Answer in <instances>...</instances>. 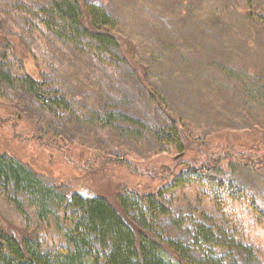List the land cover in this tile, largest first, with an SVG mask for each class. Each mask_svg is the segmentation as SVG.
I'll return each instance as SVG.
<instances>
[{"label":"trees","instance_id":"1","mask_svg":"<svg viewBox=\"0 0 264 264\" xmlns=\"http://www.w3.org/2000/svg\"><path fill=\"white\" fill-rule=\"evenodd\" d=\"M232 12L241 16L242 26L233 28L241 51L239 55L221 52L215 58L222 77L219 84L223 90L244 95L247 109L264 113V0H244L243 8ZM0 23L13 31L4 33L2 39L7 43L0 45V131L9 129L12 140L39 134L47 144L40 142L33 150L44 153L49 145L60 152L64 146L55 142L49 128L73 120L93 127V132L115 135L117 144L126 141L132 148L135 143V152L146 160V151L172 150L183 155L182 161L162 164L153 172L156 182L151 189L119 192L111 201L99 195L82 196L78 191L65 194L0 149V187L20 197L15 210L26 227L18 230L0 216V264H99V260L100 264H196L187 258L186 247L165 240L156 230L162 217L188 229L193 245L206 254H225L232 248L243 253V264L261 261L263 251L247 238L250 232L264 229V193L254 190L256 185H249L243 174L249 173L235 165L240 161L248 172L264 173V155L247 154L242 148L220 155L205 137L192 138V131L147 80L133 56L132 44L103 6L85 0H0ZM90 61L102 66L98 70L102 76L120 77L125 69L133 71L146 100L137 94L127 96L121 89L95 96L92 104L83 105L73 88L77 90L76 82L88 76L80 74V68L87 69L84 63ZM28 108L35 111L29 113ZM20 114L22 128L17 119ZM111 147L120 150L110 149L116 156L126 154L121 152L123 147ZM189 149L197 155L186 159ZM92 156L99 159L98 152ZM78 174L77 181L87 175ZM190 185L210 202L216 216L202 209L201 221L182 223L173 214L171 201L167 206L162 203L171 189ZM15 195L8 198L15 200ZM51 227L60 231L58 245L45 248L40 236Z\"/></svg>","mask_w":264,"mask_h":264},{"label":"rangeland","instance_id":"2","mask_svg":"<svg viewBox=\"0 0 264 264\" xmlns=\"http://www.w3.org/2000/svg\"><path fill=\"white\" fill-rule=\"evenodd\" d=\"M85 1L103 6L113 16L121 35L132 44L133 56L139 68H142L147 80L165 99L171 111L192 131L194 134L192 138L196 140L202 139L201 136L205 137L220 155L228 149L239 152L241 148L245 149L247 154L264 155V113L247 109L244 95L221 89L219 80L222 77L215 67L219 63L215 58L221 52L227 55H239L241 51L240 44L235 42L237 37L233 29L242 26L241 16H237V12L234 13L232 10L243 8L244 0ZM230 25H232L231 30ZM11 32L13 31L7 29L5 23H0V45L4 33ZM20 44H23L21 38ZM249 45L254 46L253 43ZM224 46L225 50H223ZM20 55L22 56V49ZM211 60L214 62H210ZM21 63L25 64L23 56ZM88 64L84 63L87 69L76 67L82 70L80 74L84 72L88 76L83 78L84 81L80 79L76 82L77 90L73 88L75 98L83 105L85 102L92 104L91 101L95 96L121 89L127 91V96L135 97L137 94L141 99L146 100L135 73L130 69L122 71L120 76L123 77L122 80L112 75H99L98 70L102 66L91 61ZM221 64L225 63L221 62ZM210 76H215L218 81L212 80ZM232 100L236 103L232 104ZM26 105L28 107L27 103ZM34 111L33 108L29 109V113ZM24 118L27 121L25 115ZM17 119L22 128V115L20 114ZM62 123H54L49 128L55 135V142H60L62 147L64 146L60 152L48 145L49 151L46 150L45 154L39 153L33 149H36L38 144H47L39 134L25 140H12L9 129L0 131V149L19 158L38 172L43 179L58 186L65 194L78 191L82 196L99 195L111 201L119 192L128 190L145 192L151 189L156 182L152 174L159 170L160 165H173L174 162L183 159V155L166 150L167 153L146 151L145 155H148L146 160L135 152L137 149L135 143L132 144V148L126 141H117V144L115 135L108 134L105 130L93 132L90 129L93 127L85 123L73 122V120H64ZM113 144L119 148L123 147L124 150L121 152L126 154L114 155L110 149L120 150L112 148ZM60 147L59 144L58 148ZM95 152L99 153V159L93 158L92 153ZM193 155L196 156L197 153L189 149L185 157L187 159V156ZM108 162L110 163L107 164ZM238 167L242 172L249 173V175L243 173L249 185H256L254 190L264 193V173L248 172L240 161L235 165L236 169ZM82 171L87 175L83 181H77L80 176L78 173ZM196 192L197 189L193 185L176 187L165 193L162 203L167 206L171 201L173 214L179 216V219L183 220L182 223L201 221L202 209L216 216L210 202L206 198H200ZM14 195V192L0 187L1 220L18 230H24L26 229L23 227L24 220L15 210L20 197L15 195V200L8 198L9 196L14 198ZM180 227L175 226L168 217H162L155 226L165 240H173L186 247L189 252L187 258L196 264L244 263L241 255L243 253L239 254L232 248H228L225 254L218 251L204 253V250L201 251L193 245L188 229L184 230ZM249 234L251 237L247 239L259 246L264 254V229ZM59 236L60 231L51 227L40 237L44 241L45 248H55ZM208 257L215 263L207 260ZM98 262L100 264V260ZM254 264H264V256L261 257L260 262Z\"/></svg>","mask_w":264,"mask_h":264}]
</instances>
